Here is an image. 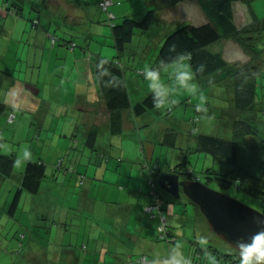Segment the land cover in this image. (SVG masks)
<instances>
[{
    "label": "crops",
    "instance_id": "0c3cea01",
    "mask_svg": "<svg viewBox=\"0 0 264 264\" xmlns=\"http://www.w3.org/2000/svg\"><path fill=\"white\" fill-rule=\"evenodd\" d=\"M83 1L86 0L79 1L76 6L81 4L82 8L79 9H83L85 12L82 15V12L77 9V15L72 18L73 22L78 21V18L79 23L84 18L89 22L92 20L98 22L97 20L101 19L99 18L101 11L93 9L91 12L89 8L84 7ZM140 1L138 4L136 0H115L117 4H114L112 9L117 15L142 14L146 11V7H142V0ZM153 4L158 6V13H161L160 17L163 20L168 21L169 15L173 23L178 20L176 17L180 15L175 14L173 10L179 5H172L169 1L161 3L160 0H154L148 3V6ZM161 4L164 6H160ZM48 5L51 3L49 2ZM234 8L236 19L240 21L241 25L250 22L251 15L246 4L238 2L234 4ZM75 10L76 8H73L74 12ZM162 12L165 14L162 15ZM68 16L71 17V14H68L67 18ZM101 17H103L104 24L108 26L107 16L104 17L101 14ZM5 27L6 34L9 29L7 26ZM95 27L105 30L107 33L111 32V28L107 30L101 25L90 27L87 23L84 25V30L87 31L84 36L89 37L90 30H97ZM54 47L56 48L53 50L58 51L56 44ZM63 51L66 52V50ZM83 52L87 54L85 49ZM81 62L79 61L75 67H71L69 77H64L65 79L59 77L56 85L50 84L53 93L50 96L42 94L44 89L49 88L48 83H45V87L35 83L34 86H30L31 89H28L21 79L15 78L14 96L16 95V99H11L8 97L9 83H14V81L8 80L7 82L5 72L1 71L0 73V101L7 104V109L0 113V126H3L0 130V155L15 157L12 173L0 178V194L1 192L5 194V207L8 208L10 215L9 222L13 225V237L5 231L7 237L5 238V264H145L140 260L144 255L156 264L158 260L163 261L169 251L172 252V243L174 244L178 240L177 235L173 232L175 235L172 237L173 241H164L165 245L157 243L158 240L155 241V238H158L157 225L160 217L157 214V209H153V214L147 211V205L151 198L145 169L155 160L152 153L156 149V142L175 147L178 145L177 132L169 127H161L155 143L151 139H147L146 143L141 140L138 148L136 142L129 143V136L136 132L141 133V131H137L139 126L134 122L131 111L124 112L121 131L111 132L109 129L110 114L105 107L100 87L97 85L95 89H91L89 85V76L93 75L94 79L95 76L97 78L94 65H89L85 61ZM64 64L67 65L65 62ZM49 70L51 69L48 68ZM65 71L66 68L62 73ZM261 74L263 75L254 81L257 86L252 94L253 106L246 110L242 109L241 119L245 122L242 124L251 126V129L247 127L237 135L231 123H226V130L223 133L225 135H222L226 138L241 136L243 142L240 150L243 157L241 165L256 174L261 173V165L264 164V149L262 147L264 143V62ZM227 81L225 84L230 86V100L237 110L240 106L237 100L236 81L233 78ZM66 85H68L70 95L63 97ZM17 106L24 114H29V116H25L26 120L22 124L21 120L17 121L20 118L19 115L13 122H9L10 109L17 108ZM218 107L223 108V105ZM40 108L44 109L41 111L44 114L37 115ZM230 109H228L229 112H231ZM223 113L226 114L227 111L224 110ZM233 114L236 113L233 111ZM49 116H54L50 121V127L55 129V135L49 139L48 143L39 148L32 143L35 138L34 125L38 122L39 126L37 127L41 134L52 132L46 121ZM135 117L136 120L138 117L136 115ZM232 119L234 117H230V120ZM5 124L6 126L11 125L14 129L11 131L13 139H16L18 133H21V137L26 136V139L23 140L25 143L17 146L14 142L5 141ZM94 128H96V133L91 141L89 132ZM144 130L147 137L153 135L147 128ZM203 132L206 133V131ZM167 133H172L168 139H166ZM172 136L174 137L172 138ZM26 145L31 148V158L17 163L18 153ZM74 149L78 150L77 153L81 156L79 159L71 161L70 151L72 150L73 153ZM67 157L70 158V161H67L66 168L64 169L62 166L59 168L60 172H57L55 169H57L58 160V164L62 162L63 165ZM29 160L45 162L46 177L37 193L21 189L16 207L12 209V201L17 190L21 188L24 170ZM222 165L224 171L230 170L228 164ZM83 170H88L87 174H90L92 182L89 180L87 184L86 173L84 179L79 175V172H83ZM95 178L100 179L101 182H97ZM77 183L84 187L77 206L70 204L59 209L58 196L62 195L64 199L71 196V187ZM96 191H100L101 195L104 192L102 197L105 198L104 201L107 200V204L92 202ZM162 196L166 209L167 198L164 194ZM112 202H115V206L111 204ZM74 229L81 231L78 234V239L73 238L72 231ZM80 236H82L81 242L86 243L87 248V252L83 256H80L74 249L76 241L78 244L80 242ZM90 245L92 255L88 253ZM106 247L107 249H105ZM163 251L166 252L165 255L162 254ZM0 257H2V253ZM191 260L190 262H192ZM219 260L223 261V259H218L217 264L222 263ZM213 261L214 258H208L203 264H213ZM190 262L181 261V264H190ZM228 262L234 264L233 261L232 263Z\"/></svg>",
    "mask_w": 264,
    "mask_h": 264
},
{
    "label": "rangeland",
    "instance_id": "374dc122",
    "mask_svg": "<svg viewBox=\"0 0 264 264\" xmlns=\"http://www.w3.org/2000/svg\"><path fill=\"white\" fill-rule=\"evenodd\" d=\"M12 1L14 0H0V73L1 71L5 72V79L7 82L8 80L14 81V83H9V98L16 99V95L14 96L16 86L15 78L21 79V82L26 84L28 89H31L30 86H34L33 84L35 83H39L41 87H45V83H48L49 88L44 89L42 94L44 96H50L53 95L50 84L53 83V85H56L59 77H69V70L71 67H75L76 63L79 61L80 63H82L81 61H85L90 65L94 63V58L90 57L92 55L97 57V54L101 53L102 56L110 59H113L118 55V52L114 46V42L111 38V34L107 33L105 30H101L99 28L97 29L95 27L97 30H90V36L88 38L84 36L87 33V31L84 30V25L87 23H89L90 27L101 25L104 26V29L106 28L109 30V24L106 26L104 24L103 17H101V14H103L105 17V14L102 11L99 14V18L102 20H97V23H94L93 20L89 22L85 18L84 20H80L81 22L79 23V18L76 22H73L72 20V18H75L77 15V9L82 8L81 4L76 6L77 0H49L51 3L49 6H46L44 0H25V3L21 5V14L14 13V8L11 4ZM66 2L69 3L66 4ZM140 2V0H136V3L140 4ZM86 3L88 6H84L85 8L100 11L97 5V0H86ZM73 8H76L75 12L73 11ZM252 8L255 9L256 14L264 16V0H256L252 2ZM79 11L82 12V15L85 12L83 9H79ZM163 12L162 15L166 13V11L165 13ZM173 12L181 16L176 17L179 22L181 21L179 25L187 23V21H191L194 24H202L207 21V16L196 3H183L176 7ZM9 13L13 15H10ZM68 14H71V17L68 16L67 18ZM168 17V22L173 23L170 15ZM5 26H7V29H9L6 34ZM168 27V23L165 21L161 23L159 19L153 23L151 31L153 35L157 34V36L152 39V50H149V53L146 54L147 57L143 62L144 64H141L142 62L140 61L142 55H137L136 58L132 60V62L126 59L127 54L123 53L121 56L123 59V64L124 62H128L126 64L127 68H125V76L129 84L128 87H130L129 91L133 103L134 101L141 99L143 95L151 92L144 78L137 75L135 68H137V66L153 67L154 65L158 64L157 59L159 47L156 45L155 40L159 37V28H164V30H166ZM52 36H56L57 38L56 46L58 51L53 50V48L56 47H54L55 44L53 43L54 39ZM69 39H73L75 41V47H70L64 42ZM88 44L90 47L86 48V54V52H83L84 49L82 47H86ZM261 45V47H264V43H261ZM211 48L223 53L224 57L230 60H243L245 57L241 47L232 40L221 41L212 45ZM63 50H66V52ZM64 62L67 63L66 66ZM64 66L66 71L62 73V71L65 70V68H63ZM48 68L51 70L48 71ZM161 75L166 82L171 83V78L167 73L162 72ZM96 79V76L95 79L93 75L89 76V85L91 89H95L98 85ZM194 79L198 84L199 96L202 97V100L199 98H194L184 91L178 90L175 93V99L177 102L173 106L167 109L154 108L144 115L137 116L138 118L136 120L135 115L132 113L134 122L139 126L137 131L139 130L141 133L136 132V134L129 136V143L136 142L137 147L139 148L141 140L142 142L146 143L147 139H151L153 140V143H155L158 139V134L161 127H169L170 129L175 130V132L178 134V145L175 147H169L161 144L160 142H156V149L152 153V156L159 160L162 174L172 171L186 174L189 169H192L194 173L193 175L197 176L198 180L206 183L209 187L224 192L264 213V194L255 195L245 191L243 188H240L234 181L226 183L225 185L224 182L214 178L213 175H215V173L222 171L221 166H223L222 164L224 163L217 161L211 153H201L197 150V148L194 147L199 133L206 131L208 134H215L219 136L225 135L223 133L226 130V123H231V126L235 128L234 119H240L242 115V111L236 110L230 100L229 85H226L224 82H220L218 84H208L206 80L201 82L196 76ZM64 89L65 91L63 97H65V95L69 96L70 92L68 91V85H66ZM223 97H225V99H221ZM199 103H203L204 108L200 111H197L196 105ZM222 105L223 108L218 107ZM228 109H230L231 112H229ZM42 110L44 109L40 108L37 112V115L44 114L41 112ZM224 110L227 111L226 114L223 113ZM233 111L234 113L238 114V116L233 114ZM21 113H23L22 110H20L19 106H17V114L20 116L17 121L21 120L20 122L22 124V122L26 120L25 116H29V114ZM195 116H199L200 118V121L197 125L198 131L196 133L193 132V124L191 123V119ZM230 117L235 118L230 120ZM53 118L54 116H49V118H46L47 125H49V127L50 121ZM35 124V138H33L32 143L41 148L42 145L48 143L49 139L55 135V129L50 127L52 132L41 134L39 132V128L37 127L39 126L38 122ZM236 124L237 128L239 127L241 130L244 129L242 123L239 122ZM2 128L3 126H0V130ZM145 128L150 130L153 135L147 137L144 130ZM11 131H14L11 125L6 126L5 124V141H10L12 143L14 142L17 146L21 143H25L23 140L26 139V136L21 137V133H18L15 137L16 139H13ZM77 151L78 150L76 149H74L73 153L72 150L70 151L72 155L70 157L72 158L71 161L80 158L81 155L77 153ZM70 158L67 157V159L64 160V169L66 168L67 161H70ZM58 162L56 164L57 169L55 170L60 172V164H58ZM217 162L219 163L217 164ZM89 167L90 165L88 168ZM48 168H50V166H48ZM87 171L88 170H83V172H79V175H81V177L84 179L85 173L87 174ZM209 171H214L215 173H209ZM47 174L49 173L47 172ZM89 176L90 174H87V184L89 180L92 182V179H90L91 176ZM95 179L97 182H101L100 179ZM60 185H62V183H60ZM83 188L84 187L82 185L77 183L75 186L73 185L71 187V196L69 195L68 198L64 199L62 195H59V209H62L63 207H66L70 204L77 206V202L80 201V193H82ZM162 192L167 198L166 213L171 230H173V232L178 237L177 242L174 244L172 243L171 248L172 251L176 250L179 253V257L182 262H190L194 249L198 246H200V248H205L209 253L216 254L213 264H217L218 257L223 258V255L226 253H235L233 250L237 249H233L230 244H228L223 238L210 229L208 221L204 218L196 205L187 198L183 190H180L174 194H171L163 189ZM102 195H104V192H102ZM102 195L100 191H96L95 196L92 198V202L95 201L96 203L102 205L107 204V200L104 201L105 198L102 197ZM111 204L115 206V202H112ZM9 219L10 215L8 213V208L5 207V194L1 192L0 254L2 253V257H0V264H5V238H7L5 231L10 233L13 237V225L11 222H9ZM79 232H81L80 229H74L72 231L74 239H78ZM80 238L79 244L76 241L74 249L77 250L80 256H83L86 254L87 248L86 243L84 244V242H81L82 236H80ZM155 241L161 245H165L166 242L162 240L160 241L158 238H155ZM91 249L92 248L90 245V252H88L90 255H92ZM105 249H107V247ZM207 252L205 257L210 256V254ZM170 253V251L167 253L168 256ZM162 254L165 255L166 252L163 251ZM168 256H166V258ZM236 256L239 257L238 254ZM225 260L224 264H230Z\"/></svg>",
    "mask_w": 264,
    "mask_h": 264
},
{
    "label": "trees",
    "instance_id": "16d2710c",
    "mask_svg": "<svg viewBox=\"0 0 264 264\" xmlns=\"http://www.w3.org/2000/svg\"><path fill=\"white\" fill-rule=\"evenodd\" d=\"M24 1L25 0L12 1L11 4L14 8V13H22L21 5L25 3ZM79 1L81 0H77V3ZM103 1L106 0H97V5L99 10L105 14V17L107 16L106 21H108V24L111 28V38L114 42V46L118 52V55L113 59L104 57L101 55V53L97 54V57H94L93 55L90 57L94 58V63H92V65H94L95 68L100 92L105 100V107L110 114L109 129L111 132L116 133L121 131L124 112L131 111V113L134 115L141 116L155 108L153 105L151 92L143 95L138 101H134V103L132 102L129 91L130 87H128L129 84L125 76V68H127L126 64L128 62H124L123 64V59L121 56L123 53L127 54L126 59L132 62V60L135 59L137 55H142L140 61L142 62L141 64H144L143 62L147 57L146 54L149 53V50H152V39L157 36V34L153 35L151 31L153 23L157 19H159L161 23L165 21L168 23L169 27L166 30H164V28H159V37L155 40L156 45L159 47L157 59L158 64L154 65L153 67H159L162 62L170 63L178 56H186L187 62L191 65L192 70L195 72V76L200 79L201 82L206 80L208 84H218L220 82L226 83L228 82L227 80H230V78L235 79V85L237 86L238 93L237 100L240 106L237 110L242 111V114L243 110L253 106L254 100L252 94L254 93L253 90H255L257 86V83L255 85L254 81H257V79L263 75L261 73L262 63L264 62V47H261V43H264V16L256 14L255 9L252 8V2L256 0H160L161 3H166V1H169V3L175 6H180L181 4L187 2L196 3L207 16V21L202 24H194L191 21H187V23H183L181 25H179L181 21L179 22L178 20L175 23H169L167 20H163L158 13V6L155 4L148 6V3H151L154 0H142V5L143 7H146V11H144L142 14L135 13L133 15H117V13L112 9V6L117 4L115 0H111L112 2L107 8H104L101 5ZM44 2L46 3V6H49V0H44ZM238 2L246 4L247 7H249V14L251 15L250 22H247L243 25H241L240 21L236 19L234 4ZM83 3L84 6H88L86 1H83ZM160 6L163 7L164 5L161 4ZM93 22L97 23L95 20H93ZM52 37L54 39L53 43L56 44V36ZM224 40H232L237 43L245 54L244 59L230 60L225 58L223 53L211 48L212 45ZM64 42L70 47L76 46L73 39H69ZM86 47H89V45H86ZM83 49L86 50V48ZM101 61L104 62L103 69L108 70L107 74L103 76L100 74L102 68L98 67L101 64ZM201 65L203 66V71H199ZM144 68L145 67L143 66H137V68H135L137 75L143 77ZM112 77H116V81L119 86L106 85L105 82L111 80ZM221 99H225V97ZM245 99H248L247 102H245ZM6 109L7 104L0 101V113H3ZM10 111V114L15 113V118L13 120H9V122H13L18 115L17 108L12 107ZM235 115L238 116V114ZM199 121V116H195L191 119V123L193 124V132L195 133L198 131L197 125ZM239 122H244L242 121L241 117L240 119H234L235 132L237 135L238 133L244 131L247 127L248 129H251V126H244L243 124L242 125L244 129L241 130L239 127L237 128L236 123ZM95 133L96 128L90 130L89 139H91V141L93 140ZM171 134L172 133H167L166 139H168ZM173 137L174 136H172V138ZM173 142H175V140ZM242 144L243 142L241 136L226 138L219 135L202 132L199 133L196 139L195 147L201 153H211L217 161L226 163L230 166V170L228 172L227 170L224 171V169H222V171H218L217 173L214 171H209V173H215V175H213L214 178L224 182L225 185L226 183L234 181L240 188H243L245 191L255 195L264 194V164L261 165L260 174L253 173L247 167L242 166L241 162L243 159L241 158L243 157L240 153ZM14 163L15 157L13 155H0V178L12 173ZM62 166L63 165L61 162L59 168ZM145 169L147 173V184L150 180L157 181L158 183V177L162 173L159 160L155 159L152 163L147 165ZM172 172L177 173L181 179H198L197 176L193 175L194 173L192 169H189L186 174L176 171ZM45 177L46 163L43 161L29 160L24 170L21 188L17 190L12 201L11 208L14 209L16 207L21 189H26L30 192L37 193ZM157 188L161 193V197H163V188L160 187L159 183ZM188 199L193 202L190 198ZM193 203L200 210V207L195 202ZM163 210L166 213L164 202ZM201 214L204 216L202 212ZM172 237H175V235L170 229V225L168 236H166V238H161L158 231V238L162 241H173ZM233 249L236 248L233 247ZM207 251L205 248H200V246L196 247L192 254V262H190V264H193L194 261H200V263L203 264L208 260V258H216V254L209 253ZM233 251L235 253H226L223 255V258L218 257V259H223V261L219 260V262L224 264V260L226 259L225 261H231V263L233 261L234 264H239V257L236 256L237 254L239 255V251ZM206 252L210 254L209 257H205ZM146 257L149 261V264H154L152 259H149L148 256Z\"/></svg>",
    "mask_w": 264,
    "mask_h": 264
},
{
    "label": "water",
    "instance_id": "95a60500",
    "mask_svg": "<svg viewBox=\"0 0 264 264\" xmlns=\"http://www.w3.org/2000/svg\"><path fill=\"white\" fill-rule=\"evenodd\" d=\"M159 176L160 187L172 194L183 190L200 207L210 229L237 250L240 241L264 231V213L254 207L198 179H181L174 172L161 173Z\"/></svg>",
    "mask_w": 264,
    "mask_h": 264
},
{
    "label": "clouds",
    "instance_id": "9594fccd",
    "mask_svg": "<svg viewBox=\"0 0 264 264\" xmlns=\"http://www.w3.org/2000/svg\"><path fill=\"white\" fill-rule=\"evenodd\" d=\"M103 61L98 67L102 68L101 75L107 74V69H103ZM199 71H203L201 65ZM167 73L171 78V83L166 82L161 73ZM195 72L187 62L186 56H178L170 63H161L159 67L146 66L143 69V78L152 93L153 105L157 109H167L176 104L175 93L180 90L193 96H199V87L196 83ZM109 86H119L116 77L105 82ZM204 108L203 103L196 105L197 111ZM32 152L29 146H24L18 153L17 163L21 160L31 158ZM239 250V264H264V231L254 234L249 239L242 240L237 245ZM156 264H181L179 253L173 250L163 261Z\"/></svg>",
    "mask_w": 264,
    "mask_h": 264
},
{
    "label": "built area",
    "instance_id": "2783aa9c",
    "mask_svg": "<svg viewBox=\"0 0 264 264\" xmlns=\"http://www.w3.org/2000/svg\"><path fill=\"white\" fill-rule=\"evenodd\" d=\"M111 0H106L101 3L104 8H107L109 4H111ZM15 118V113H11L9 120H13ZM148 191L149 196L151 198V203L147 206V211L152 212L153 209H157V214L159 215V224H158V231L161 238H166L168 236L169 230V220L167 214L163 210V197H161V193L159 192L157 186V181L150 180L148 183ZM141 260L145 264H149L146 256H142ZM193 264H201L200 261H194Z\"/></svg>",
    "mask_w": 264,
    "mask_h": 264
}]
</instances>
